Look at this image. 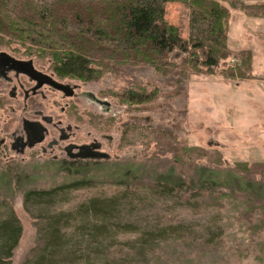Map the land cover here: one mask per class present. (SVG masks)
<instances>
[{
	"label": "rangeland",
	"instance_id": "1",
	"mask_svg": "<svg viewBox=\"0 0 264 264\" xmlns=\"http://www.w3.org/2000/svg\"><path fill=\"white\" fill-rule=\"evenodd\" d=\"M235 2V7H231L228 34V49L233 56L215 68L213 74L190 75L179 82V77L165 76L150 65L123 62L111 70L103 67L105 70L96 80L63 78L76 89L73 97L56 96L59 118L73 125L77 143L98 142L101 144L98 150L107 157L81 162L86 168L78 172L72 166L69 170L61 162H50V155L40 150L25 154L10 151L0 156V219L13 211L23 228L12 264L35 260L40 254L44 239L40 227L45 229L36 225L40 214L72 211L92 197H123L127 189L132 199L127 197L129 200L123 206V221L141 225L191 223L192 233L176 241L163 242L147 257L119 244L121 251L107 263L264 264V233L254 228L262 224L263 214L254 209L257 204L230 197L225 188L229 174L245 177L244 180L264 181V166L250 164L264 162V19L249 15L257 9L245 10L241 6L264 3V0ZM165 9V19L179 28L183 39H189L191 8L181 2H167ZM15 12L9 11L13 18L17 15ZM0 50L31 59L46 71L52 67L51 55L42 58L38 52H32L38 50L36 46L23 44L22 40L13 41L9 46L0 45ZM241 51H251V76L245 81L231 82L222 72L238 64ZM171 57L176 59L174 55ZM129 90L146 93L148 98L141 104L128 102L125 94ZM70 105L71 108L62 110ZM18 126L16 122L12 129ZM246 162L249 163L245 165ZM203 166L219 173L215 177L218 181H226L221 182L222 187L213 189L214 193L198 196L197 190L183 188L169 194L157 183L158 176L171 168L175 170L174 176L189 179L195 175L196 167ZM82 178L92 179L93 186L61 192L60 204L54 207L26 209L24 206L25 193L30 189L58 188ZM224 192L226 196L220 200L217 194ZM219 201L221 207L217 206ZM252 210H255L251 219L254 227L249 218L241 217V213L247 217L244 212ZM68 231L70 247L76 248L78 254L75 263L71 261L74 258H68L60 264H88L86 257L91 256L89 253L95 254L92 250L97 248L109 252L107 242L82 236L74 228ZM110 235L123 244L132 243L138 237V233L117 230Z\"/></svg>",
	"mask_w": 264,
	"mask_h": 264
},
{
	"label": "trees",
	"instance_id": "2",
	"mask_svg": "<svg viewBox=\"0 0 264 264\" xmlns=\"http://www.w3.org/2000/svg\"><path fill=\"white\" fill-rule=\"evenodd\" d=\"M13 1L15 3L11 9L9 4ZM235 1L0 0V45L9 46L13 41L22 40L23 44L36 46L38 50L32 52H38L42 58L51 55L53 63L49 71L61 80L66 77L96 80L102 70H111L125 62L130 65H150L161 74L179 77V82H183L190 75L213 74L215 68L233 56V52L228 49V34L231 7H235ZM167 2H181L191 8L189 39H183L179 28L165 19ZM241 6L245 10L257 9L256 13L249 15L255 19H264V3ZM14 10L17 15L13 18L9 11ZM182 55L185 56L177 61ZM240 55L237 65L233 64L229 70L222 72L223 77L231 82L245 81L251 76V51H241ZM125 98L128 102L141 104L148 95L129 90ZM60 164L68 166L69 170L74 167L78 172L86 168L83 163ZM250 164L264 166V162ZM174 174L175 170L171 168L158 176L157 183H161L164 192L169 194L183 188L197 190L198 196L201 193H214L213 189L222 187L221 182L224 181H218L215 177L220 174L204 166L196 167L195 175L189 179ZM244 178L227 175L229 184L225 188L230 192V197L244 198L257 204L254 209L263 214L260 220L262 224H256L255 227L252 224L255 210L244 212L247 217L241 213V217L245 220L249 218L251 227L264 233V181ZM92 182V179L82 178L58 188L30 189L25 193L24 206L26 209L29 206L54 207L60 204L58 198L61 192L91 187ZM128 190L125 193H130ZM127 194L123 197H92L72 211H46L40 214L36 217V225L45 228L40 227V233L45 239L42 241L41 252L35 260L27 259L23 264H60L62 259L68 258H74L71 261L75 263L78 251L70 247V239L66 236L71 228L82 236L88 235L93 240L99 239L110 245L107 247L108 253L103 248H97V251L93 249L95 254L89 253L91 256L86 257L88 264H113L107 261H111L112 256L121 251L119 244L128 246L126 249L130 252L147 257L163 242L176 241L192 233L191 223L141 225L139 222L123 221V206L131 198ZM217 196L221 200L226 194L219 193ZM185 204L191 205L190 202ZM217 206H222L220 201ZM113 230L135 232L138 237L132 243L123 244L116 237L110 238ZM22 232L21 222L15 212L11 211L8 217L0 219V264H12L14 250ZM209 240L213 242L214 238Z\"/></svg>",
	"mask_w": 264,
	"mask_h": 264
},
{
	"label": "flooded vegetation",
	"instance_id": "3",
	"mask_svg": "<svg viewBox=\"0 0 264 264\" xmlns=\"http://www.w3.org/2000/svg\"><path fill=\"white\" fill-rule=\"evenodd\" d=\"M57 83L69 85L74 91L76 89V86L56 77L53 72L37 67L33 60L18 58L0 50L1 157L10 151L25 154L40 150L42 154L50 155V162L54 163L74 164L96 160L81 157L79 153L81 147L98 142L77 143L73 125L59 118L56 96L68 95L57 87ZM69 108L71 105L62 110ZM16 122L19 126L12 129ZM60 154L65 157L60 159Z\"/></svg>",
	"mask_w": 264,
	"mask_h": 264
},
{
	"label": "water",
	"instance_id": "4",
	"mask_svg": "<svg viewBox=\"0 0 264 264\" xmlns=\"http://www.w3.org/2000/svg\"><path fill=\"white\" fill-rule=\"evenodd\" d=\"M57 87L61 90H64L68 96L74 95L75 91L69 85L57 83ZM100 147H101L100 143H94L92 145L83 146L80 148L81 151L79 153V156L89 157V158H105V157H107V154L98 150Z\"/></svg>",
	"mask_w": 264,
	"mask_h": 264
}]
</instances>
